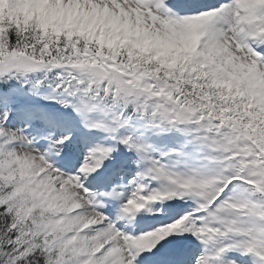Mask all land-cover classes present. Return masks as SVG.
<instances>
[{"label": "snow or ice", "instance_id": "6c2138e0", "mask_svg": "<svg viewBox=\"0 0 264 264\" xmlns=\"http://www.w3.org/2000/svg\"><path fill=\"white\" fill-rule=\"evenodd\" d=\"M0 264H264V0H0Z\"/></svg>", "mask_w": 264, "mask_h": 264}]
</instances>
